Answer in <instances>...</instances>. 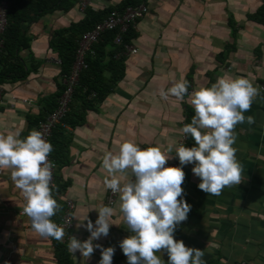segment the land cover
<instances>
[{"label": "crops", "instance_id": "0c3cea01", "mask_svg": "<svg viewBox=\"0 0 264 264\" xmlns=\"http://www.w3.org/2000/svg\"><path fill=\"white\" fill-rule=\"evenodd\" d=\"M120 1L89 0L87 8ZM143 4L148 12L134 25L136 54L122 60V78L80 124L59 125L48 146L54 180L67 184L56 198L74 206L64 239L73 264H100L104 255L117 264H264L260 0ZM82 18L73 3L23 25L28 48L18 56L35 69L0 86V264H54L40 217L47 192L33 186L30 150L35 123L60 85L48 41ZM71 103L74 120L80 106ZM200 103L195 144L182 149L184 107ZM111 186L118 193L107 207Z\"/></svg>", "mask_w": 264, "mask_h": 264}, {"label": "trees", "instance_id": "16d2710c", "mask_svg": "<svg viewBox=\"0 0 264 264\" xmlns=\"http://www.w3.org/2000/svg\"><path fill=\"white\" fill-rule=\"evenodd\" d=\"M144 1L122 0L114 8L99 11H92L86 7L82 11L83 18L79 22L71 24L65 29L54 31L48 41V48L56 54L59 78L68 73L81 34L102 21L111 11L121 12L126 6H134L142 2L144 3ZM73 3H75L73 0H11L7 3L5 28L1 37L2 44L0 47V86L6 82L23 81L30 71L35 69V66L34 68L25 67V64L18 56L20 51L28 48V37L26 36V28L23 25L33 23L39 17L52 13L53 11L66 12L72 7ZM114 35L115 32H104L101 34L97 42L92 46L91 51L86 54L84 58L86 68L78 76L71 99V102L75 101L79 104L80 114L75 117L76 119H70L71 115L69 113L72 105L70 103L68 112L62 120L63 124L66 123L71 127L80 124L83 121V111L90 109L92 104H99L109 93L112 85L122 78L124 72L122 60L125 57L118 56L121 47L112 44ZM133 38V30L128 29L121 36L122 44H129V41ZM106 45H109L111 49L103 52ZM104 56L107 58L105 62L101 58ZM103 73H108L109 76L105 78ZM190 76L189 73L184 78L182 88L179 90L182 95L188 90ZM61 90L62 86L59 85V90L51 97L50 108L45 114H40L37 121L52 111L56 98ZM202 104H198L195 108L184 107L186 138L182 149H189L195 144L197 130L194 123L200 116ZM56 128L58 126L51 131L50 138L47 142L46 152L50 159L51 155L48 152V146L51 143L53 131ZM58 134L61 135V132L59 131ZM66 185V183L57 185V182L54 180L53 188L42 189L47 192V200L44 209L40 213V217L43 219L42 228L49 241L54 264H73L64 240L66 236L57 228V224L63 214L64 203H60L56 196L63 192ZM144 217H146V214ZM100 264H117V260L104 255Z\"/></svg>", "mask_w": 264, "mask_h": 264}, {"label": "built area", "instance_id": "2783aa9c", "mask_svg": "<svg viewBox=\"0 0 264 264\" xmlns=\"http://www.w3.org/2000/svg\"><path fill=\"white\" fill-rule=\"evenodd\" d=\"M77 4L79 12H82L88 5L89 0H73ZM260 5L264 9V0H260ZM7 9V2H0V47L2 44V34L5 28V12ZM147 8L144 4H136L134 6H126L121 12L111 11L102 21L95 24L90 30L80 35L79 40L74 51L73 61L70 65L69 71L66 75L60 78V85L62 90L56 98L54 108L47 113L41 120L35 124V142L30 150L31 156L35 162L36 175L33 180L35 190L51 189L54 186V171L55 164L49 158L46 148L47 142L50 138L51 131L59 125H62V120L68 112V107L71 103L73 90L77 84L79 74L85 70V56L91 51L92 46L97 42L98 38L104 32H115L112 39L114 46H120L121 51L118 56H132L136 54V49L130 44H122L121 36L128 30L134 28L135 23L147 14ZM264 23V15H263ZM263 90V87L260 88ZM2 89L0 87V97ZM10 101L14 102L17 99L10 96ZM22 104L27 101L23 99L18 100ZM206 136V135H205ZM204 136V137H205ZM185 141V137L181 136L178 145L181 146ZM172 169L176 170V164L172 165ZM118 193L117 186H111L105 195V204L107 207L113 206ZM73 203L71 201L64 202V210L62 217L57 224V228L67 237L68 232L72 228V211ZM87 240L82 243L86 244ZM235 264H246L244 262H237Z\"/></svg>", "mask_w": 264, "mask_h": 264}]
</instances>
